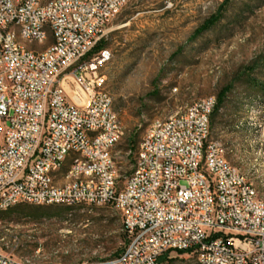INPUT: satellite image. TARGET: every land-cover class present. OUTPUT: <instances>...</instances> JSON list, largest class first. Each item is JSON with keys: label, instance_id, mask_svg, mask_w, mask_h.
<instances>
[{"label": "built area", "instance_id": "2783aa9c", "mask_svg": "<svg viewBox=\"0 0 264 264\" xmlns=\"http://www.w3.org/2000/svg\"><path fill=\"white\" fill-rule=\"evenodd\" d=\"M129 1L0 0V206L113 207L128 242L88 264H159L177 252L197 264H264V201L207 142L215 97L166 125L154 120L119 186L112 149L122 128L97 72L109 52L86 58ZM40 29L52 30L45 52L16 42L25 34L39 44ZM75 151L84 163L52 183L53 167ZM0 264L25 263L0 253Z\"/></svg>", "mask_w": 264, "mask_h": 264}, {"label": "rangeland", "instance_id": "374dc122", "mask_svg": "<svg viewBox=\"0 0 264 264\" xmlns=\"http://www.w3.org/2000/svg\"><path fill=\"white\" fill-rule=\"evenodd\" d=\"M222 1L130 0L106 26L109 59L97 72L105 78L104 90L122 128L112 149L119 186L132 173L139 144L154 120L216 97L233 84L207 142L224 148L227 162L264 201V99L250 105L252 91L245 78L239 81H264V0H232L221 22L191 41ZM50 43L27 46L40 52ZM59 209L66 208L19 205L0 212V253L25 264H88L116 256L126 246L121 216L113 207L62 214ZM36 211L41 217L34 216ZM159 264L197 261L195 254L169 253Z\"/></svg>", "mask_w": 264, "mask_h": 264}, {"label": "trees", "instance_id": "16d2710c", "mask_svg": "<svg viewBox=\"0 0 264 264\" xmlns=\"http://www.w3.org/2000/svg\"><path fill=\"white\" fill-rule=\"evenodd\" d=\"M232 0H223L219 6L217 7L216 11L214 14H212L209 18H207L206 20L203 21V23L194 31L192 37H191V41L196 40L197 38L201 37L203 34H205L206 32H209L210 30H212L214 27H216L221 20L224 17V13L226 12L228 6L230 5ZM107 48V42L105 39H101L93 48V50L91 51V53L87 56L86 59H89L92 55L102 51V50H106ZM254 67L255 66H251V67H247L246 70L249 71V73H252L254 71ZM243 76H245V74H243ZM245 78L244 83L246 84L247 88L252 91V95L249 96V100H250V105L254 104L256 101H262L264 99V81L260 80V79H251V77H240L241 81L242 79ZM247 78V79H246ZM233 88V84H229L225 87H223L218 94L216 95V105L213 109V112L210 116V130L213 129L214 127V122L215 120L219 117V112L220 110L223 108L224 103L227 99L228 94L231 93ZM132 148V147H130ZM32 207V206H30ZM36 208H51V207H37L34 206ZM11 210V209H10ZM68 209H59L57 212L65 213L67 212ZM35 213V217H41V215L37 214L38 211L34 212ZM128 240H126V244H127ZM123 251V250H122ZM122 251H120L119 253H121ZM119 253H116V255H118ZM187 252H177L178 255H183L186 254ZM168 256V253L165 254L162 258H160L159 263H161L162 261L166 260Z\"/></svg>", "mask_w": 264, "mask_h": 264}, {"label": "bare ground", "instance_id": "6f19581e", "mask_svg": "<svg viewBox=\"0 0 264 264\" xmlns=\"http://www.w3.org/2000/svg\"><path fill=\"white\" fill-rule=\"evenodd\" d=\"M50 39L52 42V30L50 29H40V38H39V44L37 45H44L47 40ZM16 42L20 45H27L28 44V37L25 34H18L16 35ZM45 52L44 51H32L31 54H41ZM107 96H109L107 94ZM193 113V103L187 107L184 111L178 113V117H187V115H190ZM170 117H177V113L175 115H172ZM159 125H166L167 118L163 120H158ZM151 124L149 125V127ZM148 127V128H149ZM76 163H84V154L83 151H75V152H69V156L66 158H62L61 164H58V166L53 167V174H52V183H63V175L72 174V172L75 169ZM235 170V173L242 174L237 168L233 167ZM61 173V174H60ZM243 175V174H242ZM243 178L245 176L243 175ZM59 179V180H57ZM246 179V178H245ZM61 181V182H59ZM247 183H249L246 180ZM251 184V183H249ZM251 187L253 188L252 184ZM15 206H0V212H5L10 210ZM42 207H61L66 209H76V208H82V207H91V205H77L76 202H64V201H53L48 204V206H42ZM198 264H206V259H198Z\"/></svg>", "mask_w": 264, "mask_h": 264}]
</instances>
